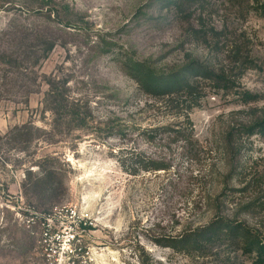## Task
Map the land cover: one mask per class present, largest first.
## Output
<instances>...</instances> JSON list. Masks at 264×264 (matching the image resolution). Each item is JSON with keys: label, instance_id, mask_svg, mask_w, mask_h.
Masks as SVG:
<instances>
[{"label": "rangeland", "instance_id": "rangeland-1", "mask_svg": "<svg viewBox=\"0 0 264 264\" xmlns=\"http://www.w3.org/2000/svg\"><path fill=\"white\" fill-rule=\"evenodd\" d=\"M263 3L0 0V264H252L227 245L190 256L159 242L208 221L203 199L222 190L224 213L264 238V135L237 133L264 117ZM129 59L158 72L197 60L225 81L194 77L192 96L150 95ZM178 124L198 142L193 156L150 132ZM138 154L170 160V172L132 175ZM47 156L55 192L28 185ZM178 174V188H164ZM53 194L66 206L47 236L35 222Z\"/></svg>", "mask_w": 264, "mask_h": 264}, {"label": "trees", "instance_id": "trees-1", "mask_svg": "<svg viewBox=\"0 0 264 264\" xmlns=\"http://www.w3.org/2000/svg\"><path fill=\"white\" fill-rule=\"evenodd\" d=\"M168 4L173 5L177 9L181 8L191 0H163ZM151 5V4H150ZM264 6V3H263ZM264 9V8H263ZM142 13L138 12L136 18ZM147 16V15H146ZM128 67V75L135 80V82L143 89L146 93L150 95H194V86L191 82L194 77H203L206 80H214L217 85H221L222 82L225 81V77L216 74L214 71H211L208 67L200 64L197 60H192L188 64L180 66L178 69H173L169 72H158L151 65L146 62H138L135 60L129 59L127 62ZM225 87V86H223ZM242 99L245 102L256 101L257 96L244 92L241 93ZM190 123V122H189ZM25 127H17L15 128V132H18V135H22L21 130H24ZM187 126H168L162 127L158 129L151 130L150 132L156 136L167 137L173 143H180V147L183 150V154L186 151V155L190 154L194 155L195 148L197 147V140L193 135L192 130H188ZM237 129V128H236ZM234 130L229 132L227 137L229 138L227 145L228 154L231 152L236 157L239 152L238 144H234L232 141L236 137V134L233 133ZM246 132L248 135L260 134L264 135V117L260 118L249 125L241 126L238 129V134H242ZM150 136V139L154 141V136ZM234 151V152H233ZM199 151H196L194 157L199 156ZM234 157L233 160L236 158ZM194 159V158H191ZM56 160L53 156H47L39 162L38 168L41 170L39 173V178L35 180H28V185L33 186V189L41 188L45 191L52 190L56 191L55 179L57 177V172L53 169H49L41 167L42 162H54ZM132 175H137L138 172L145 173H156L163 172L164 174H168L171 170L172 162L166 159H155L147 156L136 155V159L132 163ZM235 166L232 164V168L229 171V175L225 181H223L224 185L232 179V173L234 174ZM31 174V170L25 171V179L27 175ZM199 175V176H198ZM196 177L202 176L199 173ZM212 175V174H211ZM182 178L180 174L177 175L176 178H169L166 182L164 188H178V181ZM215 179L214 175H212L211 179ZM229 180V181H228ZM31 181V182H30ZM212 181V180H211ZM215 181H212V184ZM48 186V188H46ZM212 190L214 186H211ZM36 192V191H35ZM37 194V193H36ZM54 195V194H53ZM57 194L52 197V206L50 208L43 210V216L41 219L37 217V222L39 227L40 225L44 227H49L48 233L44 232L42 229V234L49 235L50 228L52 226L48 223V219H52L54 210H59L64 208L63 202L57 203ZM224 193L223 190L213 195L212 192L208 193L207 199H203L207 212H211V218L200 224H194L193 222L187 223V225L183 226V230L176 236L170 237L166 239L165 243L159 242V245L163 247L171 248L178 252H183L187 255H199L203 256L207 253L214 254L217 252L222 245H227L232 247L234 250L241 251V253L247 257H249L252 261V264H264V238L261 234L245 223H238L237 220L232 219L230 216L224 213ZM54 201V202H53ZM51 202V200L49 201ZM54 203V204H53ZM191 204L193 208L198 207L201 203L193 200L192 202H188ZM251 210H247L246 212H250ZM28 216V214H25ZM34 215V214H33ZM37 216V215H34ZM29 224L32 221H28ZM42 223V224H41ZM52 236V235H51ZM76 240L78 237L76 236ZM81 249L80 246L76 247L75 250L78 251ZM82 249L79 251L81 252ZM142 264H149L146 260L142 261Z\"/></svg>", "mask_w": 264, "mask_h": 264}, {"label": "built area", "instance_id": "built-area-1", "mask_svg": "<svg viewBox=\"0 0 264 264\" xmlns=\"http://www.w3.org/2000/svg\"><path fill=\"white\" fill-rule=\"evenodd\" d=\"M49 222V221H48ZM74 240H76V236L74 237Z\"/></svg>", "mask_w": 264, "mask_h": 264}]
</instances>
